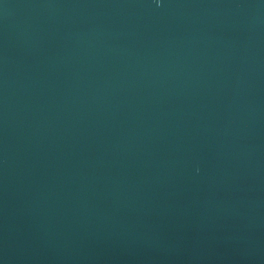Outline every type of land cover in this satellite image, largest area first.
Segmentation results:
<instances>
[{
  "label": "water",
  "instance_id": "water-1",
  "mask_svg": "<svg viewBox=\"0 0 264 264\" xmlns=\"http://www.w3.org/2000/svg\"><path fill=\"white\" fill-rule=\"evenodd\" d=\"M0 264H264V0H0Z\"/></svg>",
  "mask_w": 264,
  "mask_h": 264
}]
</instances>
